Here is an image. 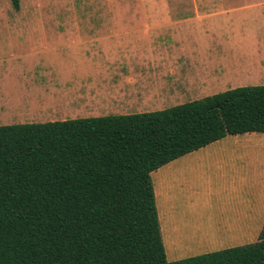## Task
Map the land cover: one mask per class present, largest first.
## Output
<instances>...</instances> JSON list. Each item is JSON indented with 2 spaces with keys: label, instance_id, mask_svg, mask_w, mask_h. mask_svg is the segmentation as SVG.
Returning <instances> with one entry per match:
<instances>
[{
  "label": "trees",
  "instance_id": "trees-1",
  "mask_svg": "<svg viewBox=\"0 0 264 264\" xmlns=\"http://www.w3.org/2000/svg\"><path fill=\"white\" fill-rule=\"evenodd\" d=\"M247 133H264V86L151 113L0 126V264H264V226L256 243L168 262L151 178Z\"/></svg>",
  "mask_w": 264,
  "mask_h": 264
},
{
  "label": "rangeland",
  "instance_id": "rangeland-1",
  "mask_svg": "<svg viewBox=\"0 0 264 264\" xmlns=\"http://www.w3.org/2000/svg\"><path fill=\"white\" fill-rule=\"evenodd\" d=\"M240 1L19 0L16 10L11 0H0V126L116 116L123 110L91 100L97 91V96H110L102 89L108 69L100 68L110 61L119 63L118 71L125 70L126 62L148 61L152 67L146 75L156 80L184 75L189 63L211 72L183 96L178 91L141 108L147 113L236 88L264 86V0L229 17L211 18L224 9L244 6ZM163 13L187 20L177 24L171 20L172 24L147 32L145 24L170 22L158 16ZM112 25L120 26L118 32L111 30ZM112 31L117 32V41L113 37V43H107L104 36ZM125 37L145 42L131 39V44ZM95 38L102 42L95 43ZM77 40L81 42L75 44ZM222 67H226L223 75ZM83 76L97 89L92 84L85 101L69 108L68 95L76 90L69 89L83 90L84 82H78ZM126 76L131 75L126 71ZM125 110L134 112V108ZM206 237L225 239L217 231ZM249 244L204 243L192 251L202 255ZM194 256L183 255L181 260Z\"/></svg>",
  "mask_w": 264,
  "mask_h": 264
},
{
  "label": "crops",
  "instance_id": "crops-1",
  "mask_svg": "<svg viewBox=\"0 0 264 264\" xmlns=\"http://www.w3.org/2000/svg\"><path fill=\"white\" fill-rule=\"evenodd\" d=\"M247 1L250 2L245 4V0H241L243 4L240 5L244 6L224 9L222 12L212 14L211 18L219 16L226 18L257 4V0ZM161 15L170 22L145 24L147 32L168 26L172 24L171 20H174V24L187 20H177V16L172 13L158 16ZM112 26L111 30L118 32L120 26ZM63 32L64 34L68 32L70 36V31L65 29ZM117 32L113 35L112 31L104 36L105 41L113 43V37L114 41H117ZM262 38L264 39V35ZM96 39L95 43L102 42V39ZM124 39L131 44L134 40L145 42L142 38ZM80 40L74 43L86 42ZM92 65L96 66V62ZM118 65L117 61L106 62L104 66L100 64V68L108 69L105 73L106 78H103L102 89L104 94L110 93V96L109 98H103V94L97 96L99 92L97 91L91 98L92 101H100L104 105L123 110L116 112L117 115L147 113L141 108L154 104L155 100L164 96L178 95V91L183 96L190 91L194 83L199 82L200 78L211 76V72L205 71L204 66H193L190 63L185 64L187 69L184 75L159 80L146 75L150 73L149 69L152 67L148 61L126 62L125 70L120 71L117 70ZM126 71L131 76L125 77ZM221 71L223 75L226 67H222ZM78 82H84L83 90L69 89L70 91L76 89L68 95L69 108L78 105L77 101H85V92L90 90L94 81L88 82L83 76ZM95 86L97 89V84ZM83 105L85 104L80 106ZM128 108H134V112L126 113L125 109ZM151 178L160 235L168 262L180 261L183 255L197 256L200 252L194 250L193 252L192 249L197 250L195 247L204 243L253 244L258 241L252 238L254 235L259 237L264 226V133L226 136L159 168L151 174ZM214 231L225 236V239H208L207 234H214Z\"/></svg>",
  "mask_w": 264,
  "mask_h": 264
}]
</instances>
